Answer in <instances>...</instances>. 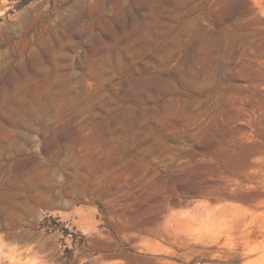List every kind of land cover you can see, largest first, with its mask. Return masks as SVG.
I'll list each match as a JSON object with an SVG mask.
<instances>
[{"label":"rangeland","instance_id":"rangeland-1","mask_svg":"<svg viewBox=\"0 0 264 264\" xmlns=\"http://www.w3.org/2000/svg\"><path fill=\"white\" fill-rule=\"evenodd\" d=\"M0 264H264V0H0Z\"/></svg>","mask_w":264,"mask_h":264}]
</instances>
